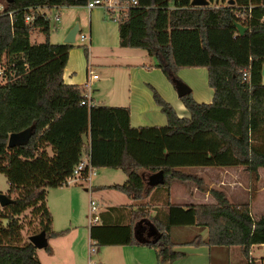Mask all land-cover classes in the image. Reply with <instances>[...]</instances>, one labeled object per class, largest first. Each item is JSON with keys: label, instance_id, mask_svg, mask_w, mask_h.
I'll list each match as a JSON object with an SVG mask.
<instances>
[{"label": "trees", "instance_id": "16d2710c", "mask_svg": "<svg viewBox=\"0 0 264 264\" xmlns=\"http://www.w3.org/2000/svg\"><path fill=\"white\" fill-rule=\"evenodd\" d=\"M88 1L6 0L0 15V62L8 57L16 73L0 85V173L6 175L10 193H18L5 207L13 210L6 216L8 225L0 226V264H43L36 246L23 241L18 216L33 208L40 217L39 231L46 230L49 238L64 235L67 230H53L47 189L64 186L84 157L96 168L121 169L127 181L107 188L135 200L154 188L142 171L150 175L163 170L166 187L191 181L205 189L201 178L181 169L241 166L257 179L264 169V144L255 142L264 132V0H210L204 7L192 6V0H138L126 17H118L120 44L146 50L175 87L185 84L180 69L206 67L213 90L211 103L197 101L192 91L183 95L190 117H180L152 87L168 122L141 127L131 125L129 107L82 105L85 86L64 80L73 45L51 42V21L40 14L26 21L30 8L86 6ZM236 22L248 28L244 35ZM36 28L45 33L44 42H31ZM85 51L88 56L87 46ZM32 125L35 131L27 144L8 147L11 133ZM86 176L87 169L82 172ZM211 193L216 203H169L166 220L154 218L159 236L146 244L156 249L158 264L186 255L174 249L171 228L192 225L207 228L208 237L197 235L184 245H237L245 262L258 264L251 248L264 244V216L255 218L249 203H232L224 191ZM148 211L134 209L132 223ZM90 236L100 246L140 244L131 224L95 223ZM45 249L53 253L50 244Z\"/></svg>", "mask_w": 264, "mask_h": 264}, {"label": "crops", "instance_id": "0c3cea01", "mask_svg": "<svg viewBox=\"0 0 264 264\" xmlns=\"http://www.w3.org/2000/svg\"><path fill=\"white\" fill-rule=\"evenodd\" d=\"M82 8H86V6H59L51 9V11L55 10L59 12L61 16L60 21L57 23L60 25L59 29L62 37H66L76 23L79 24L75 11ZM87 27L89 31L87 36L89 55L85 59L80 51L81 49L72 48L70 50L69 60L64 69V80L66 83L85 85L86 82L90 81L89 69H98L99 67L102 70V75H99L98 79L92 82V89L89 92L90 98L95 104L129 107L130 122L133 127L164 126L168 122L166 115L154 100L152 87L156 88L174 106L180 117H190V112L178 95L177 88L165 73L156 66L157 61L144 49L125 47L120 44L119 22L110 16L106 9L97 7L89 11V25ZM87 43L82 42L84 45ZM179 76L185 84L187 83L186 85H191V87L188 86L192 89V93L197 101L212 102L213 90L208 86V69L206 67L183 68L179 71ZM47 151L51 155L53 154L51 147H48ZM229 167L234 166H226V168ZM184 168L181 169L183 172L201 178L205 189H200L198 184L191 181H175L170 187H167L168 189L164 187L162 191L158 185L152 188L143 199L135 200L119 190L107 188L109 185L123 184L128 179L124 173L126 178L121 180L123 182H115L113 175L116 173L110 171L115 170L113 168H97L95 176L81 178L90 182V199L94 198L93 201L97 202L98 209L101 208L99 211L101 218L99 224H131L133 227L135 237L140 244L106 246L109 252L125 254L127 262L123 264H158L156 249L148 246L146 243L154 241L158 236L154 218L162 221L155 213L162 206L166 195H168L167 205L174 203L170 202L173 200L176 201L175 203L181 205L216 203L211 193L213 189L224 191L230 200V192L228 190L233 189L232 192L236 191L237 182H240V176H234L235 178L232 179L227 176L230 172L231 174L235 172L233 169L232 171L223 172L216 170L214 166H200V168L196 169L191 167L190 169L193 171H188V169L185 170ZM244 170L246 169L244 168ZM142 173L148 176V172L142 171ZM226 181L232 185L231 188L227 186L224 189ZM106 190H115L118 193L106 196L104 193ZM47 206L54 216V212L50 208L51 205ZM141 207H146L149 210L148 214L132 223V211ZM90 209L89 205V211ZM91 225L89 220L87 234L89 248L90 244L94 242L90 236ZM77 227L67 229L64 235L52 238H61V242H65V238L74 233L76 239L70 243L69 248V252L73 253L75 246L77 247V237L79 236L77 231L80 225ZM178 227L184 228L183 230H185V227L202 229V227L196 225L172 227V239L177 244L174 249L184 251L186 255L166 264H213L214 255L222 258L227 257L228 260L237 256L240 259V264L245 263L246 255L242 247L237 245L212 247L207 245H184L183 243L191 241L201 234H197L194 238H189L188 240H176L174 235ZM202 237L204 239L208 237V230H205V236L202 235ZM52 238H49V240ZM259 248L262 247L259 245L253 246L251 248V255L258 259V264H264L262 259L264 257L263 254L261 256L255 254L256 249ZM39 250L41 249L37 248L36 254ZM49 255L54 256V250ZM118 262L117 260L116 264Z\"/></svg>", "mask_w": 264, "mask_h": 264}, {"label": "rangeland", "instance_id": "374dc122", "mask_svg": "<svg viewBox=\"0 0 264 264\" xmlns=\"http://www.w3.org/2000/svg\"><path fill=\"white\" fill-rule=\"evenodd\" d=\"M6 0H0V6L5 5ZM55 11V10H54ZM63 11V10H62ZM75 14L79 20V32L78 38L75 44H73L74 49H81L82 55L85 59H87V53L85 51L86 46H89V43L82 44L80 42L81 35L88 36V25H89V10L87 8L78 9L75 11ZM59 24L56 23L53 19L51 20V29H50V40L53 43H63L65 37L61 36V32L59 29ZM30 40L33 43H41L46 40L45 33L40 29L36 28L31 32ZM155 60V59H154ZM96 69V68H95ZM93 69L94 73L102 75V70ZM183 69V68H182ZM181 70V69H180ZM89 72V71H88ZM90 74V73H89ZM179 75V73H178ZM91 76V75H90ZM180 77V76H179ZM181 79V78H180ZM182 80V79H181ZM7 82L5 79L0 78V85ZM187 84V83H186ZM189 85V84H188ZM94 86V85H93ZM191 87V85H189ZM208 86L211 88L209 84V75H208ZM212 89V88H211ZM261 141V142H260ZM256 144H264V132L261 135H256L255 137ZM191 167L194 169L200 168V166H189L184 169H188L190 171ZM216 170H221L223 172H227L229 170L235 171L231 174H227L228 177L235 178L234 176H240V182L237 179V186L235 187L236 191L228 190L230 192V200L232 203H249L251 205V211L255 218L259 219L264 216V169L259 170V179L256 178L255 174H251L248 171L244 170V167L234 166L226 168L224 166H214ZM228 169V170H227ZM115 172L113 175V180L115 182H123L126 178V175L122 170H110ZM193 171V170H191ZM147 175V174H146ZM149 175V174H148ZM148 177V176H147ZM230 186L228 181H226L225 187ZM160 189H164L163 185H159ZM89 188L90 182L84 179H79L77 182L72 183L70 185L58 186V187H50L47 189V196L45 199L46 205H51L54 212L53 216V230L62 231L70 228H78L77 231L79 236L77 237V247L75 246L74 252L70 253V243L76 239V235L73 233L70 236L65 238V242H61V238H52L49 240V244L55 252L54 256H50L46 249H41L37 253V257L43 264H88L90 259L89 254V238H88V230H89V220H90V211L89 205L91 202L89 196ZM166 189H168L166 187ZM229 189V188H226ZM0 193L10 194L12 198L16 197L18 193L14 191L10 193V184L5 174L0 173ZM106 196H110L113 193H118L115 190H106L104 192ZM96 197V196H94ZM168 195H166V201L164 200L162 206L157 210L155 214L162 220H165L168 212ZM72 199V201H71ZM95 201V200H94ZM96 202V201H95ZM176 202V201H170ZM97 204V202H96ZM2 207L0 205V226H7L8 219L6 216L13 212L11 209ZM48 207V206H47ZM98 208V205H97ZM101 209V208H100ZM98 209V213L100 211ZM52 213V212H51ZM53 215V214H52ZM19 221L23 225V230L21 232L23 241L29 240V237L33 234L39 233V219L40 217L37 215L33 208H29L24 211L21 215L18 216ZM178 227L174 238L176 240H188L189 238H194L197 234H201L205 236V230L207 228L196 229V227ZM37 231V232H36ZM74 231H76L74 229ZM74 235V236H73ZM140 239V238H139ZM141 240V239H140ZM96 252L93 253L92 259L98 262H104L105 264H116L117 260L119 261L117 264H123L127 262L125 258V254L123 253H112L107 250L106 246L95 245ZM120 249V248H119ZM155 251V250H154ZM153 252V251H152ZM116 254V255H115ZM256 255L261 256L263 254V249L259 248L255 251ZM213 264H240V259L235 256L233 259L228 260L227 257H220L218 255H214Z\"/></svg>", "mask_w": 264, "mask_h": 264}, {"label": "built area", "instance_id": "2783aa9c", "mask_svg": "<svg viewBox=\"0 0 264 264\" xmlns=\"http://www.w3.org/2000/svg\"><path fill=\"white\" fill-rule=\"evenodd\" d=\"M139 4L138 0H130L128 2L122 3L120 0H89L86 4V8L91 11L94 8L102 7L107 10L108 14L112 16L113 18L118 20L119 16L126 17L128 14V10L133 7L137 6ZM59 6H44V7H38L37 9L30 8L27 16L26 21L31 22L35 14H40L45 20L51 21L52 19L57 23L60 21L61 16L59 12L57 11H51L53 8H57ZM9 13H12L9 12ZM5 14V5L0 6V15ZM78 38V35H77ZM80 41L83 43H87L88 38L85 35H81ZM15 64H10L8 57L4 56L2 61L0 62V78L5 79L6 81L9 80V76H16L15 73ZM90 73V81L86 82L84 96L85 98L82 99L81 104L87 105L91 107L95 104V102L90 98L89 92L92 89V82L96 79H98V74L94 73L93 69H89ZM246 75V74H245ZM87 169V176L85 178H90L92 176H95L97 174V168L92 165L90 158H83L74 168L72 174L68 176L64 182L65 185H70L72 183L77 182L79 179L82 178V172L83 170ZM90 224L99 223L101 221L100 215L98 213L97 204L95 201L91 200L90 202ZM96 242L90 244L89 248V254L90 259L88 261V264H105L104 262H98L92 259V255L94 252H96L95 247ZM258 246V245H257ZM259 246L263 249V256H264V244H260ZM254 257V256H253ZM255 258V257H254ZM256 262H257V258ZM258 263V262H257ZM243 264H249L247 262Z\"/></svg>", "mask_w": 264, "mask_h": 264}, {"label": "water", "instance_id": "95a60500", "mask_svg": "<svg viewBox=\"0 0 264 264\" xmlns=\"http://www.w3.org/2000/svg\"><path fill=\"white\" fill-rule=\"evenodd\" d=\"M229 3L233 4L234 0H230ZM191 4L192 6H196V7H204V6H210L211 2L210 0H192ZM235 24L238 28L240 35H244L246 31L248 30L246 26L242 25L239 22H236ZM79 29H80V26L78 23H76L70 29L69 33L65 37L64 43H68L72 45L75 44L77 41V35L79 32ZM176 88L178 91V95L180 97L192 91V89L188 85L182 84V83H178ZM34 131H35V125H32L22 131L11 133L8 139V147L12 148L15 146H22V145L27 144L30 138L32 137V135L34 134ZM165 182H166V179H165L164 171L159 170L148 176L147 185L151 187H155L158 185H162ZM13 202H14L13 198L9 197L7 194L0 193V205L2 207L7 206ZM158 236L156 237L155 240L158 239ZM29 241L33 243L36 246V248L45 249L49 245V237L47 235V231L42 230L39 233L31 235L29 237Z\"/></svg>", "mask_w": 264, "mask_h": 264}]
</instances>
